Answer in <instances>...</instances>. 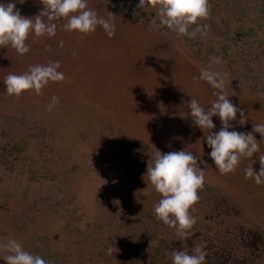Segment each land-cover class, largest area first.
<instances>
[{
    "label": "rangeland",
    "instance_id": "374dc122",
    "mask_svg": "<svg viewBox=\"0 0 264 264\" xmlns=\"http://www.w3.org/2000/svg\"><path fill=\"white\" fill-rule=\"evenodd\" d=\"M10 1L28 18H35L44 8L39 0ZM0 3L10 2L0 0ZM87 3L100 17L108 19L110 13L115 16L116 30L112 38L100 26L90 34L68 32L62 26L66 22L63 21L54 37L30 35L26 41L30 51L22 56L11 46L0 48V152L6 139L16 142L25 133L27 139L33 134L37 140H32L35 147L29 148V153L26 150L19 153L21 157L38 155L37 151L47 143L51 146L54 141H61L48 152L44 150L42 155L28 161L20 159L13 175L6 174L0 158V191L8 190L14 201L26 196L23 205L14 208L13 202L0 192V243L15 239L24 250L47 251L62 264H130L124 255L130 250L128 235L133 227L139 235L146 234L136 224L132 228L128 226V215L137 214L144 207L154 209L161 199L147 178L142 179L149 161L154 163L156 151L165 154L185 150L197 156V165H202L205 171L215 168L206 133L200 134L201 129L193 120L180 114L186 111L180 104L181 97L189 92H181L180 98H176L180 88L175 84L178 81L175 76L188 78L186 88L204 89L201 81L191 82L193 76L186 73L201 72L205 68L221 73L227 96L240 98L239 104L247 103L241 107L254 114L253 122L264 123L263 116V121L259 120V114L264 115V85L252 89L253 80L248 76L260 71L254 61L260 60L263 65L264 33L257 30L246 42L236 44L231 40L221 41L214 34L198 41L177 36L162 25L154 8H136L129 0H87ZM125 22L141 25L155 35L160 33L172 42V52L166 46L164 57L146 48L145 52L152 53L151 67L156 70L148 68L147 73L136 76L141 52L138 50L136 58L126 48L133 34L125 30ZM60 41L63 47L59 46ZM167 52L179 60L172 59ZM212 57H219L222 62L217 64L211 61ZM172 60L176 61L178 74L176 68L172 69ZM50 61H59L58 71L65 76L62 82L49 83L42 95L34 91L25 92L20 98L7 95L3 81L9 73L24 74L30 66L46 65ZM180 63L186 67L180 68ZM235 78H240L241 83ZM53 96L59 98V103L48 111ZM244 127L249 129L247 125ZM257 142L260 154L253 155L256 157L253 162L242 158L235 171L226 174L223 185L211 180L227 205L221 206L222 224L212 226L209 235L213 244L237 253L236 257L239 254L242 257L243 251L236 236L240 227L257 231L264 239V183L257 185L254 178L245 179L247 167L252 166L256 173L260 170V164H256L264 154V138ZM60 147L64 153L59 157L45 158ZM26 171L38 172L35 176L39 182L30 183L25 191ZM120 188L127 191L128 197L131 195L127 202L134 209L122 203L125 207L117 216L101 212V208L110 206V200L120 197ZM5 254L0 251V256ZM0 264L6 261L0 259Z\"/></svg>",
    "mask_w": 264,
    "mask_h": 264
},
{
    "label": "clouds",
    "instance_id": "9594fccd",
    "mask_svg": "<svg viewBox=\"0 0 264 264\" xmlns=\"http://www.w3.org/2000/svg\"><path fill=\"white\" fill-rule=\"evenodd\" d=\"M19 2L24 3V0ZM39 2L44 8L35 18L22 16L13 2L0 3V48L11 46L22 56L30 51L26 43L30 35L34 34L36 38L54 37L58 25L63 21L66 22H63L62 26L68 32L90 34L100 26L109 38L115 35V16L111 13L108 19L98 16L96 11L88 7L87 0H39ZM138 8L156 9L155 13L159 16L160 23L174 31L177 36L194 39L197 34L201 38L207 35L208 25L202 22L210 15L209 0H139ZM59 46H64L63 41L59 42ZM210 59L217 64L222 62L219 57ZM60 67L59 61H50L46 65L30 66L24 74L9 73L3 81L7 95L20 98L29 91L42 95V90L49 83L62 82L65 79L64 73L58 71ZM193 80L197 84L201 80L206 81L214 89L219 90L213 93L218 98L212 101L211 107L207 110L194 98H191L187 105L194 125L202 130L214 129L213 117L220 118L222 123L220 131L212 132L206 137L207 145L211 149L209 155L220 174L234 172L242 158H251L260 151L259 142L253 133H259L264 137V123L253 124V131L247 133L230 131L231 122L236 120L237 113L241 126L246 124L247 115L224 94L226 84L224 76L205 68L201 70L199 77H193ZM58 103L59 98L53 96L48 111ZM197 161L196 155L185 150L165 154L157 150L154 163L152 160L149 161L146 175L142 176V179L147 178L155 191L161 194V199L154 206L156 221L175 229V234L181 239L190 237V230L197 223L191 212L195 211L194 206L199 202L198 192L205 183V170L196 167ZM258 161L259 173L249 166L245 169V179L254 178L255 183L260 185L264 183L262 179L264 154L258 157ZM113 203L119 204V201L114 200ZM0 251L6 253L0 256L6 264H47L40 255L24 250L15 239H7L0 243ZM108 252L111 254V249ZM169 255L172 264H204L207 252L197 245L193 249V254L174 250Z\"/></svg>",
    "mask_w": 264,
    "mask_h": 264
},
{
    "label": "trees",
    "instance_id": "16d2710c",
    "mask_svg": "<svg viewBox=\"0 0 264 264\" xmlns=\"http://www.w3.org/2000/svg\"><path fill=\"white\" fill-rule=\"evenodd\" d=\"M129 1L134 6H136V8H138L139 0H129ZM9 2L11 1L9 0ZM209 3H210L209 18L202 22L208 25L207 35L214 34L215 37L220 39L221 41L231 40L236 44L238 42L239 43L246 42L248 38L253 37L254 35L257 34V30L264 33V0H209ZM260 13L261 16H257V14ZM125 23L127 24L125 30L133 34V39L130 40L131 42H126L125 45L126 48L130 51L129 53L134 54L136 58L139 57V51L141 52L140 58L139 59L137 58L136 76H138L139 75L138 73L140 72L142 73L146 72L148 68L151 70H156L155 68L151 67V62H150L151 54L154 51H156L159 52L157 53L158 57L161 56V53L164 57L166 46H167V50L172 52V47L170 46L172 42L169 41L168 37H165L160 33L155 35L153 34L154 32L153 33L150 31H148L149 33L146 32L145 31L146 29L141 25L138 24L132 25L127 22ZM196 38L198 39V41H200L204 37L201 38L199 34H197ZM263 42L264 39L262 40V43ZM146 48L149 49L152 53H150V51L145 52ZM167 53L170 55L172 59L179 58V57L178 58L174 57V55H172L169 52ZM163 57H161V59H163ZM161 62L162 60H160V64ZM253 63L254 65H256L255 68L257 69L259 68L260 71L255 74L248 75L253 80V83L251 84L252 89L260 84L264 85V62L263 65L260 64V60L258 63H255V61ZM171 66L172 69L176 68L174 69L176 72L178 71V67L176 66V61L172 60ZM183 66L185 65L183 63H180L179 67L182 68ZM186 74L188 76L192 75L193 77H199L200 71L197 70L193 74L190 73H186ZM175 77H177L179 81V82L177 81L175 84L177 85L178 88H180L177 91V94L181 92L182 93L189 92L187 96L181 95L183 98L181 97V101H180V104L183 106L182 109H186V111L184 112L182 111V113L180 114H182V116H184L185 118L189 117V119H192L190 116V109L188 108L187 105L188 102H190L191 98L196 99L205 110L209 109L211 107L212 101L218 98L217 96L213 95V93L219 90L214 89L206 81L201 80V86H205L204 89H200V87L198 88L197 86L196 88H191V87L186 88L185 82L186 81L189 82L188 78L186 76H178V75H176ZM175 77L174 79H176ZM193 77L191 82H193ZM183 78H185V80H183ZM235 80H238L237 82L241 83L240 78H235ZM255 80H259V81H255ZM167 89H170L169 85L167 86ZM224 94L227 95L225 91ZM177 97L180 98V94L177 95L176 98ZM227 97L237 108H240L245 112V114L247 115V122L245 125L249 127V129L248 128L246 129L244 125L241 126L239 124L240 116L239 113H237L236 120L231 122L232 127L230 131L235 130L241 133H247L253 131V127L250 126L253 124H260V123H254L253 122V118H255L254 114H252L251 111H247L241 107V106H247L248 104L247 103L239 104L241 102L240 98H230L229 96ZM244 100L250 103L248 99H244ZM262 116L264 117V115L259 114V117H261L259 118V120L261 121H263ZM182 120L185 121L186 123V119H182ZM215 122L216 124H214L215 125L214 129H207V128L204 130L201 129L200 134L203 131L206 133L204 134L207 137L212 132L220 131L222 127V123L218 116L213 117V123ZM2 134L6 137L10 136L7 134L5 135V133ZM253 134L256 140L259 138H264L259 133H253ZM12 136H17V135L12 134ZM27 137L28 135L27 133H25L19 136L16 142L10 141L11 139L9 140L6 139L4 145L1 146L3 151H1L2 153L0 152V158H1V162L3 163V169H5V172H7L6 173L7 175H13L15 171V165L20 163L19 161L20 159L27 160L31 157L42 155L44 153V150L48 152L51 148L56 147L58 143L61 142L59 141L60 139H58L54 141V144H51V146L49 145V143H47L44 146V148H41L37 151L38 155L25 154L22 155L21 157L19 156V153L21 154L25 150L29 153L28 149L35 147L34 143H31L32 140L33 141L37 140L35 135L30 134L29 139H27ZM176 140L178 139L176 138ZM62 150L63 147L62 149L60 147L55 151H50V153H48L49 155L45 156V158L53 160V158H55L54 156L59 157L62 154L63 152ZM208 150L211 152V149ZM256 154H260V153L258 152ZM246 159L252 161V159L255 160L256 157L252 156L251 158H246ZM258 164L259 162L256 165ZM196 167L197 168L201 167L204 169L202 165H196ZM258 168H260V166ZM25 173H28L27 176L28 179L25 183V191H26V187L30 186V183L33 184L35 183V181L39 182V180L36 179L37 176H35L36 173L38 174V172L26 171ZM204 175L207 176L209 180L208 182L205 181L203 188L198 192L199 202L194 206L195 211L191 212V215H193L196 218L197 223L190 230L191 231L190 237H188L187 239L179 238L175 234V229L165 226L163 222L156 221L154 209L144 207L142 208L141 212L134 215L133 213H130V215H128V220H127L129 222L128 226L132 228L133 224H136L137 228H143L146 235L141 236L139 235L136 228L133 227L132 230L130 228L131 232L130 235H128L130 250H127L126 254H124L126 257L125 259H127V262H129L130 264H147V262L151 260V264H158V263L172 264V259L169 253H171L174 250H181V251H186L189 254H193L194 247L198 245L207 252V256L205 258L204 264H257V263L262 264L261 262L264 261L263 260L264 239L259 233H257V231H254L252 229L246 230L244 227H240L241 230L239 232V236L238 235L236 236L238 240H240V246L243 248L242 257L240 256V254L238 255V257H236L237 253L234 254L232 252L226 251L225 247L220 248L218 245L213 244V242L211 241L212 236L209 235V232L212 226L218 227L222 224L220 220V217L222 216L221 209L223 207L222 205H225L227 203L225 201V198H223L219 192H216L215 185L211 183V180H215V182H219L223 185V183L227 181L226 179L227 175L220 174L217 171L216 167L215 168L212 167V169L206 170ZM7 178H9V176H7ZM19 181L22 184V181L21 180ZM95 190L96 189H93L94 193L96 192ZM0 192L6 200H10L11 202H13L12 206L14 208L17 207L18 205L22 206L23 205L22 201L23 202L26 201V196H25L26 192H23V195L25 196L23 200L21 198L22 196H20V199L18 197L19 200L17 199L16 201H14L11 198V194L8 192V190L0 191ZM120 193H121L120 197L118 199L110 200L109 201L110 206L108 205L106 206L107 208H101L100 209L101 212L102 211L108 212L112 214V216L114 217L117 216V214H119L123 210V208L125 207L124 205L128 204V207L130 209H134V206H130V201L127 202L131 195H129L128 197L127 191L122 188H120ZM12 196L17 197L16 194ZM211 199L213 200V202L211 201ZM114 200H118L119 204H114L113 203ZM122 203H124V205H122ZM212 204H214L215 206L213 207ZM66 205L67 204H65V206ZM102 206L105 207L104 205ZM228 208L230 209L231 206L228 205ZM65 209L66 207H64V210ZM66 213H69V211L66 210ZM67 218L68 220H70V216H68ZM148 220L150 222H147ZM162 230L164 231L162 232ZM158 234L161 237L157 239L156 235ZM41 251H42L41 253L34 251L32 254L40 255L43 259L47 261V264L63 263L62 261L59 262V260L55 261L53 259L55 255H51L49 252L44 250ZM211 253H214L215 255ZM220 259L223 261H220Z\"/></svg>",
    "mask_w": 264,
    "mask_h": 264
}]
</instances>
